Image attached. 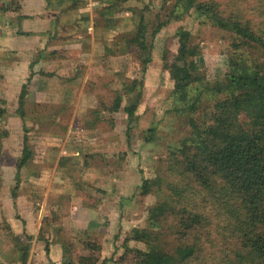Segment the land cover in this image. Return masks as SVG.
I'll list each match as a JSON object with an SVG mask.
<instances>
[{"label":"rangeland","instance_id":"1","mask_svg":"<svg viewBox=\"0 0 264 264\" xmlns=\"http://www.w3.org/2000/svg\"><path fill=\"white\" fill-rule=\"evenodd\" d=\"M2 1H15L18 11L0 12V106L5 110L0 117V264H22L20 250L14 248L18 243L15 236L25 239L28 235L31 239L25 264H63L80 256H92L96 264H120L123 254L122 264H132L134 253L126 252L125 245L145 250L146 244L131 238L125 241L131 229L148 228V209L168 197L181 200L180 193L170 185L183 188L191 179L169 173L172 147L189 133L188 116L202 118L203 105L210 106L225 95L211 87L228 69L234 38L209 21L200 23L187 14L174 18L170 14L175 0H103L105 5L114 4L113 13L123 18L122 27L111 32L95 31L93 42L86 37V29L76 23L81 12L59 13L57 17L55 13L64 7L65 0H0V5ZM71 1L80 8L87 0ZM134 10H143L148 32L159 21H166L153 39L151 61L144 71L134 50H127L121 38L135 31L138 14ZM19 15L27 17L19 19ZM179 27L191 33V60L197 70L192 73L202 76V80L189 84L190 93L199 92L203 83L211 88L200 93L199 102L189 112H177L172 102L174 89L181 84L171 75V68L178 64L174 56ZM69 43L72 45L65 46ZM91 45L93 55L79 56L67 50L81 47L91 51ZM37 58L45 61L33 66L22 120L15 112L17 97L30 74L29 63ZM89 60L103 67L97 77L94 68L86 69ZM40 67L48 69L44 77L56 81L60 98L42 99L37 95L42 89ZM54 67L62 68L64 74L56 77L51 72ZM73 68L74 76L65 77L73 73ZM86 73L89 76L82 85L75 78ZM135 80L142 81V97L128 122L123 110L129 100L125 87ZM72 84L75 89L82 86L81 90L95 93L97 99L64 98L67 86ZM248 90H264V79L255 77L251 83L235 87L237 93ZM117 94L122 95L119 109L103 110L100 102L110 105ZM181 105L175 102L176 107ZM150 128L154 132L146 139ZM24 133L33 159L17 175ZM145 180L151 188L142 194L140 186ZM194 191L189 188L186 193L201 205L205 194ZM202 211L207 222L195 230L201 232V245L188 264H225L220 263L221 257L234 240L229 239L224 220L215 219L212 206ZM27 222L31 234L25 228ZM177 222L170 215L161 220L160 236L166 247L179 240ZM48 240L51 245L46 254ZM61 242L70 245L66 257L62 256Z\"/></svg>","mask_w":264,"mask_h":264},{"label":"trees","instance_id":"2","mask_svg":"<svg viewBox=\"0 0 264 264\" xmlns=\"http://www.w3.org/2000/svg\"><path fill=\"white\" fill-rule=\"evenodd\" d=\"M113 8L114 4L104 7ZM17 11L15 1L1 2L0 12ZM136 14L138 21L135 31L121 38L127 50H134L144 71L151 61L153 39L166 21H159L148 32L143 10L136 11ZM186 14L200 23L209 21L219 29L231 33L234 38V51L227 60L228 69L211 87L212 91L225 95L214 99L215 102L210 106L203 105L205 110L202 118L188 116L189 133L172 147L174 151H171L169 173H176L182 179L191 178L179 189L168 183L170 189L180 193L181 200L168 197L150 207L147 211L148 228L133 227L129 237L125 239L142 241L146 244V249H134L125 245V250L134 253L132 264H188L201 245V232L195 230L207 222L202 209L210 205L215 210V219L224 220L229 239L234 240L223 253L220 263L264 264V90L235 92L238 83H251L255 77L264 79V0H175L170 15L180 19ZM26 17L18 16L19 19ZM17 33L26 34L24 31ZM175 36L177 49L174 59L178 64L171 68V75L179 79L181 84L174 89L172 102L177 112H189L199 102L200 93L210 87L203 83L200 90L197 89L199 92L194 95L190 93L189 84L202 80V76L192 73L197 72L191 60L194 52L192 36L182 27L176 30ZM37 61L38 58L29 63L30 74L26 78L27 82L21 85L17 97L15 112L22 120H25L28 82L34 74L33 66ZM38 74L46 76L47 72ZM125 92L128 93L129 100L123 110L127 121L131 122L142 97V81H132L125 87ZM121 102L122 95L117 94L110 105L100 102V106L103 110L114 112L119 109ZM175 102L182 105L176 107ZM4 113L5 110L0 106V117ZM23 130L25 131L24 126ZM148 130L150 134L146 139L154 132L152 128ZM32 159L33 149L24 133L16 174ZM140 187L142 194H147L151 185L145 180ZM189 188L195 189L194 193L198 191L205 194L201 205L186 193ZM11 194L12 197L15 196V189ZM167 215L178 220L176 231L179 240L169 247H166L160 236L161 220ZM15 239L18 243L14 248L20 250L19 261L25 264L31 236L28 235L25 239L15 236ZM61 243L62 256L66 257L70 245ZM50 245L49 240L44 245L46 254ZM87 246L90 247L89 243ZM92 246L97 249V246ZM78 258L77 261H66L63 264H96V259L92 256ZM119 259L122 264L125 254Z\"/></svg>","mask_w":264,"mask_h":264},{"label":"crops","instance_id":"3","mask_svg":"<svg viewBox=\"0 0 264 264\" xmlns=\"http://www.w3.org/2000/svg\"><path fill=\"white\" fill-rule=\"evenodd\" d=\"M64 2H65L64 7L62 5L56 11L55 14H57L58 16L60 14L61 15H67V14L73 15L76 12H81L80 14L78 13V18L80 20L82 19L83 23H81L80 20L76 21V23H78L80 27H83V29H86V31L88 33L86 37H88V36L91 37L90 42H93V38L95 39V33H96L95 31L111 32V31L120 30V28L122 27L121 20L123 18L119 17L120 15L113 13V9H104L105 4L103 3L104 2L103 0H87V1H85V3L81 4L80 8H78L79 5L77 3H75L71 0L70 1L65 0ZM59 4L61 5L62 3L59 2ZM98 12H100L101 15L97 14ZM75 27H78V25H76ZM53 33H55V31H52L51 35H53ZM78 41H80V40H78ZM81 43L84 46L85 43H83V42H81ZM71 45H72V43H69V44H66L65 46H71ZM91 46H92L91 51L90 50H81L82 49L81 47L80 48L79 47L78 48L77 47L76 48L70 47V48H67V50L71 51L72 54L76 53L79 56H82V54H85V53L93 55L94 45H91ZM72 54H70L71 57H74V56H72ZM70 59L71 58H68V60H70ZM38 60L39 61L36 64H38L40 62L44 63V61H45V59H43V58H39ZM87 62H88V65H87ZM85 66H87L86 69L94 68L96 70L95 73H97L103 69L102 65L98 61H93V60L86 61ZM54 68L55 69H51V72H54L56 77H60L64 74L62 68H60V69H58L56 67H54ZM38 71H40L41 73H46V72H48V69H44V67H42V68L40 67V69H38ZM74 71H75V68H73V73H71L70 75H66L65 77L69 78L70 76H74ZM98 74L99 73L96 74V77L98 76ZM88 76L89 75L87 73H86V75L84 74L81 77H78L76 75L75 79H78L80 81V83L82 85H84V83L88 79ZM41 77H42V79L40 80V82L42 84L43 91L40 88L37 92V95L39 97H41L42 99L60 98L62 95L57 94V93H59L60 90H59V86H57V84H56V81H54L51 78L47 79L44 76H40V78ZM90 83H92V82H90ZM81 87L82 86H80V88H78L76 86V89H75V85H73V84L68 85L67 89L71 88L72 90L70 91V90L66 89L64 98L71 97L72 99L74 98L77 101H78V99H81V100L82 99H97L98 95H96L95 93L93 94V93L89 92L88 90L87 91L81 90ZM25 228L28 229V231H29L30 226L28 225V222L26 223ZM28 233L31 234V231H29ZM30 256H31V254H30ZM30 256H29V260H30ZM39 256L40 255H38V257Z\"/></svg>","mask_w":264,"mask_h":264}]
</instances>
